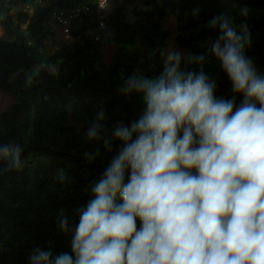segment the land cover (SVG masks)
Wrapping results in <instances>:
<instances>
[{
	"label": "clouds",
	"instance_id": "obj_1",
	"mask_svg": "<svg viewBox=\"0 0 264 264\" xmlns=\"http://www.w3.org/2000/svg\"><path fill=\"white\" fill-rule=\"evenodd\" d=\"M236 12L239 22L227 7L207 22L217 35L206 54L179 48L171 33L178 50H160L161 71L123 79L120 94L141 101L137 117L109 130L107 112L95 113L82 156L110 159L74 216L57 211L68 248L36 244L26 264H264V66L248 52L249 9ZM210 63L227 93L218 94ZM24 150L0 142V176L24 168ZM55 175L72 182L63 169Z\"/></svg>",
	"mask_w": 264,
	"mask_h": 264
},
{
	"label": "trees",
	"instance_id": "obj_2",
	"mask_svg": "<svg viewBox=\"0 0 264 264\" xmlns=\"http://www.w3.org/2000/svg\"><path fill=\"white\" fill-rule=\"evenodd\" d=\"M111 2L108 13L97 0H0V28L7 35L0 41V93L14 98L0 112V142L19 141L25 149L24 168L0 176V264H26L36 244L68 248V237L56 230L57 211L63 207L74 216L88 198L84 187L100 177L110 159L102 155L93 165L83 159L92 147L84 132L100 108L108 114L109 130L137 117L139 97H125L118 89L138 69L149 76L162 70L159 53L169 48L172 33L163 26L167 18L176 21L173 40L179 48L206 54L217 35L207 22L226 7L239 22L236 10L246 6L252 32L248 52L264 66V0H233L227 6L222 0ZM84 7L89 10L71 25V38L58 41L62 32L55 31L54 14ZM207 70L218 79V94L227 93L218 66L210 63ZM61 169L71 183L56 180Z\"/></svg>",
	"mask_w": 264,
	"mask_h": 264
},
{
	"label": "built area",
	"instance_id": "obj_3",
	"mask_svg": "<svg viewBox=\"0 0 264 264\" xmlns=\"http://www.w3.org/2000/svg\"><path fill=\"white\" fill-rule=\"evenodd\" d=\"M52 1V0H49ZM98 7L100 10H105L110 5V0H97ZM88 7L78 8L74 12L66 13V12H56L53 16L54 23L59 27L62 32V36L65 40H69L71 38V25L77 19V17L82 13V11H88Z\"/></svg>",
	"mask_w": 264,
	"mask_h": 264
},
{
	"label": "rangeland",
	"instance_id": "obj_4",
	"mask_svg": "<svg viewBox=\"0 0 264 264\" xmlns=\"http://www.w3.org/2000/svg\"><path fill=\"white\" fill-rule=\"evenodd\" d=\"M112 10V2L110 1V5L109 7L107 8V12L110 13V11ZM167 19H170L169 21H166L165 23L166 26L165 27H168L170 29V31H172V33H175V26H176V21L172 18H167ZM172 20V22H171ZM163 25H164V22H163ZM175 25V26H174ZM55 31L59 32V28L55 25ZM61 32V31H60ZM62 34H60V37L57 39L58 41L61 40V37L63 39V36H61ZM7 39V35L4 33V31L0 28V41H3ZM168 46L169 48H174V49H177L175 47V44L172 42V43H169V40H168ZM178 50V49H177ZM113 50H110V51H107L106 52V60L109 61L113 55ZM14 102V98H13V95H10V94H1L0 93V112H3L5 110H7Z\"/></svg>",
	"mask_w": 264,
	"mask_h": 264
}]
</instances>
